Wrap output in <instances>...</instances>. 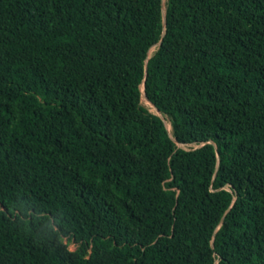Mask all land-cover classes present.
I'll list each match as a JSON object with an SVG mask.
<instances>
[{"label":"trees","instance_id":"trees-1","mask_svg":"<svg viewBox=\"0 0 264 264\" xmlns=\"http://www.w3.org/2000/svg\"><path fill=\"white\" fill-rule=\"evenodd\" d=\"M0 264H264V0H0Z\"/></svg>","mask_w":264,"mask_h":264},{"label":"rangeland","instance_id":"rangeland-1","mask_svg":"<svg viewBox=\"0 0 264 264\" xmlns=\"http://www.w3.org/2000/svg\"><path fill=\"white\" fill-rule=\"evenodd\" d=\"M143 103H144L146 106L150 107L151 110L155 112V109L152 107V105L149 104V102H147L145 99H143ZM167 125H168V128L170 129V124H169L168 121H167ZM183 147H186V148H187L188 146H187V145H183ZM70 248H71V249H75V245H74V244H70Z\"/></svg>","mask_w":264,"mask_h":264},{"label":"water","instance_id":"water-1","mask_svg":"<svg viewBox=\"0 0 264 264\" xmlns=\"http://www.w3.org/2000/svg\"><path fill=\"white\" fill-rule=\"evenodd\" d=\"M164 15H165V12H164ZM164 24H165V19H164ZM152 50V49H151ZM151 50H150V52H151ZM146 98V97H145ZM146 100H148L147 98H146ZM160 116H161V114L160 113H158Z\"/></svg>","mask_w":264,"mask_h":264},{"label":"bare ground","instance_id":"bare-ground-1","mask_svg":"<svg viewBox=\"0 0 264 264\" xmlns=\"http://www.w3.org/2000/svg\"><path fill=\"white\" fill-rule=\"evenodd\" d=\"M166 125H167V121H166ZM167 127H168V125H167ZM169 129V128H168ZM170 130V129H169Z\"/></svg>","mask_w":264,"mask_h":264}]
</instances>
